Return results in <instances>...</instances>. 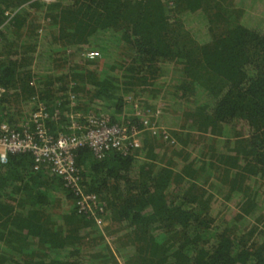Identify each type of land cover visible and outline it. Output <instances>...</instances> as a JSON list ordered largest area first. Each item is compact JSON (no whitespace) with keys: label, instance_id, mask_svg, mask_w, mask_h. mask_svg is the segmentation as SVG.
<instances>
[{"label":"trees","instance_id":"obj_1","mask_svg":"<svg viewBox=\"0 0 264 264\" xmlns=\"http://www.w3.org/2000/svg\"><path fill=\"white\" fill-rule=\"evenodd\" d=\"M258 1L264 2L230 0L223 11L205 7L203 0H173L172 5L165 0H0L1 106L12 94L31 99L32 107L42 102L60 117L92 112L114 122L135 101L156 121L159 112L143 104L136 89L153 96L155 88L148 86L155 84L160 62L169 60L181 77L175 87L179 100H186L181 128L222 137L225 151L212 143L208 152L200 149L201 156L184 153L180 165L160 160L146 136L132 154L113 151L96 159L87 147L76 149L82 192L103 200L111 219L126 229L123 242L132 253L123 264H264V238L252 239L263 234L264 224L261 231H235L236 223L244 226L247 219L259 222L264 216V196L246 185L249 176L264 179V28L241 21L245 7ZM30 10H40L47 22L41 34L37 26H24L32 19ZM177 28L193 40L192 49L188 37H173ZM120 45L129 51L121 62L97 67L85 58L65 68L66 48L94 46L104 54ZM32 60L44 70L34 74L27 67ZM62 67L64 73L56 71ZM78 94L89 100L86 109L79 108ZM171 108L162 125L175 127L180 119L173 113L180 109ZM0 110V121L16 125ZM63 124L50 120L48 126L55 133ZM176 137L186 144L187 137ZM31 165L27 153L9 154L0 164V264H101L106 245L92 217L78 212L76 196L57 176ZM217 167L229 183L224 199H239L238 211H230L222 223L210 212L212 193L199 183L203 176L209 181ZM56 193L73 205L47 211Z\"/></svg>","mask_w":264,"mask_h":264},{"label":"rangeland","instance_id":"obj_2","mask_svg":"<svg viewBox=\"0 0 264 264\" xmlns=\"http://www.w3.org/2000/svg\"><path fill=\"white\" fill-rule=\"evenodd\" d=\"M203 3H204V6L207 8H210V9L221 8V10L226 11L227 8L229 7L230 0H203ZM30 11H31L30 17L32 19H28V18L25 19L26 21L24 23V26L26 30H28L29 26L30 27L37 26V34L39 33L41 34V32L44 31V29H46L47 22L42 17L40 10H37V11L30 10ZM224 13H229V12H224ZM241 21L246 25H250V26L255 25L256 27L258 26L263 29L264 28V2L258 1V3H256V5L253 7H245V10L242 13ZM29 22H31L30 23L31 25H29ZM4 34L7 35L6 31L4 32ZM198 35L199 34H197L196 36L198 37ZM12 36H14L12 32H10V34L7 35V37H12ZM20 37H21V34L17 35V38H18L17 43ZM173 37H175L177 40H180V39L182 40L188 37L189 40L188 39L186 40V44L188 43L190 49H192L191 46H192L193 40L189 37L188 34L183 32L182 30L181 31L180 29L177 30V32L173 34ZM2 42L3 40L1 39L0 43ZM39 44L40 43L38 40V44L36 46L38 47ZM81 47H83L84 49ZM111 47H113V45L109 44L108 49H110ZM86 48L87 49H85L84 46L66 48L65 53H66L67 58L65 62V68L68 65L77 64L85 60V56H84L85 51H89V50L96 51L97 50V48L94 46H89V47L87 46ZM35 54L36 52H34V58H35ZM128 56H129L128 49H126L124 45H120L117 48V52L107 51L104 54L98 53V56L95 57L93 61L95 62L94 63L95 66L97 65V67H100V66L102 67L105 61L111 62L117 59L119 62H121V58L125 60L128 58ZM36 61L37 60H32L31 66H27L33 69L34 72L33 71L32 72L34 74L35 72L40 73L44 70V68L42 67H39L38 69ZM57 62L58 63L62 62V58L58 57ZM159 65H160V70H159L160 73L154 81L155 84L148 86L149 88H152V87L155 88L154 90L155 93L153 94V96L152 94H147L146 91H141L139 89H136V91L138 90L137 98L143 104H148L152 108L156 109V111L159 112L158 117L155 118L156 121L155 120H151V121L156 122L157 124L155 125H158L161 127L163 126L162 128L168 131L167 133L164 132L165 135L169 133L168 136L165 138L163 136H161V138L153 137L151 135H157V133L152 134L149 131L144 134V137L146 136L145 140H147L149 143L152 144V146H154L155 152L157 153L160 160L163 161L165 159L170 158L180 165L181 159L184 153L190 154L191 157L201 156V153L200 155H198L200 152V149H202L203 151L207 150L208 152L209 148L207 146L212 145V143H213L212 146H214L213 148H216L217 151H225V146L221 145L219 142L221 141L220 139H222V137H219L217 135L214 136L210 134H204L194 129H192L191 131H187L181 128V126L184 124V119H187V115H185L186 109L184 106L186 104V102L184 101L186 100L183 98L179 100L180 98L178 97V93L175 89L178 79L181 78L179 77L180 75L176 71L178 66L177 64L169 60L161 61ZM91 67H94V65H91ZM56 71L60 73H64L65 69L62 67L61 70H56ZM35 79H36V76H34L31 79L30 83L32 84L33 82H36ZM9 93H11V90H9ZM78 95H79V98H78L79 108H83L84 106V109H86V106L88 105L89 100H87L85 96H82L81 94H78ZM32 106H33V101L31 99L22 100L20 97L15 99L14 96L10 94L7 102H5V104H3L2 106L0 105V108L6 111L7 113H9L12 119H14L15 121L16 120L18 121L20 120L21 117H24L27 115V113L31 110ZM171 107L180 109L179 112L173 113V117H176V118L179 117L180 119L177 121V126L175 127H171L169 125L168 126L162 125V123L170 119L167 117L171 115L170 114V112H172ZM83 111H86V110H83ZM128 111H130L129 108L125 107L123 108L122 113L123 112L127 113ZM164 113H166L167 116L165 115V117H162L161 119L159 115L160 114L162 115ZM186 133H188L189 136H186L187 135ZM178 135H181L183 138L187 137L186 144L182 143L181 141H178L176 137ZM144 137H143V141H144ZM139 155L142 156L143 155L142 152H140ZM199 161L201 160L199 159ZM213 171L214 173L211 172V174H209V176H211V179L209 181L203 182V180L205 179V176H203L204 175L203 173L202 175L203 177L200 179L201 181H199V183H202L203 188L207 189L209 193H212L210 212L216 215L219 223H222L221 219L223 217L225 219L230 218V216H228L230 211H238L237 206L239 207V205L237 204H238L239 199L233 196L230 197V199H227V200L224 199L223 194L227 191L226 187H227V184L229 183H227L228 182L227 179L225 180L224 177H222V175L220 174V168L217 167L216 170L214 169ZM246 185L248 189L250 190L257 189L264 196V179H261L259 177L249 176L246 178ZM55 196H56V201H54L53 204L47 207V211L49 208L55 212L65 211L67 208L73 205L72 201L70 200L63 199V198H60L58 200V198L61 197L59 193H56ZM241 200H244V199H241ZM90 213H92L91 217L93 219L92 226H94V229L97 228L100 231V233L103 236V242L106 245L105 250L103 251L105 252L103 254L105 257H103L101 264H114V263L123 264L124 257L132 253V247H130L129 244H126L123 242L124 241L123 234L126 232V229H124V227H122L120 224L114 222L111 219L112 217L111 209L104 208L103 200H99L97 203V208L95 207L91 208ZM247 221L248 223L244 226H240L238 223H236L235 231L244 232V230L247 231L250 228H255L256 230L261 231L262 223L264 224V216L260 217L259 222L255 220H250V219H247ZM258 237L259 238L261 237L260 239L264 238V232L263 234L262 233L259 234V232H256V234L252 236V239L255 240ZM99 248L103 249L104 247L103 248L99 247Z\"/></svg>","mask_w":264,"mask_h":264},{"label":"built area","instance_id":"obj_3","mask_svg":"<svg viewBox=\"0 0 264 264\" xmlns=\"http://www.w3.org/2000/svg\"><path fill=\"white\" fill-rule=\"evenodd\" d=\"M39 1L49 4L54 0ZM165 1L167 5L173 4V0ZM84 56L94 59L98 52L85 51ZM4 93V87L0 86V98ZM127 100L130 101V97ZM129 110L120 114L119 121L108 122L92 112L69 113L60 117L57 112L50 114L44 104L38 102L26 116L16 121V125L0 121V164L7 161L9 154L27 153L32 161V170L43 169L57 176L62 185L76 196L78 212L91 216V208H97L98 201L94 194L81 190L75 163L76 149L85 146L94 158L101 159L113 151L123 155L134 153L141 147L148 131L166 137L164 128L155 125L135 101L131 102ZM58 119L64 123L63 128L53 133L48 123Z\"/></svg>","mask_w":264,"mask_h":264}]
</instances>
